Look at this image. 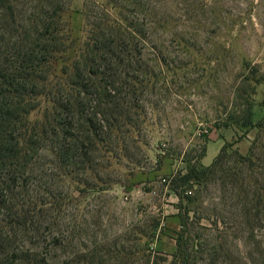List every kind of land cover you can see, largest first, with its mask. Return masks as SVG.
I'll use <instances>...</instances> for the list:
<instances>
[{
	"label": "rangeland",
	"instance_id": "1",
	"mask_svg": "<svg viewBox=\"0 0 264 264\" xmlns=\"http://www.w3.org/2000/svg\"><path fill=\"white\" fill-rule=\"evenodd\" d=\"M68 1L74 45L68 62H54L57 76L84 38L86 9L99 18L107 3ZM139 2L123 14L138 30L130 75L146 77L142 92L128 96L130 138L72 180L44 179L71 202L61 220L64 249L51 263L169 264L181 238L189 264H264V0ZM16 6L29 9L27 0ZM250 106L261 125L246 133L236 122ZM225 143L221 171L184 193L180 211L172 178L199 164L208 144L210 165Z\"/></svg>",
	"mask_w": 264,
	"mask_h": 264
},
{
	"label": "trees",
	"instance_id": "2",
	"mask_svg": "<svg viewBox=\"0 0 264 264\" xmlns=\"http://www.w3.org/2000/svg\"><path fill=\"white\" fill-rule=\"evenodd\" d=\"M106 1L99 18L95 7L86 9L84 38L71 64L57 76L54 62H68L74 45L66 19L70 1L27 0L29 9L24 10L17 0H0V264H54L57 250L64 249L61 220L71 202L53 195L44 179L54 177L53 185L72 180L98 166L109 147L117 149L119 141L130 138L135 108L128 96L142 92L146 77L138 74L140 69L130 75L131 59L140 55L134 36L138 30L123 14L142 4ZM109 7L118 10V19ZM34 113L42 115L34 119ZM253 117L250 106L236 123L249 133L261 125ZM228 147L225 143L209 166L200 162L205 151L199 164L172 178L180 211L184 193L221 171ZM179 217L184 228L185 219ZM190 261L191 252L178 238L169 264Z\"/></svg>",
	"mask_w": 264,
	"mask_h": 264
},
{
	"label": "crops",
	"instance_id": "3",
	"mask_svg": "<svg viewBox=\"0 0 264 264\" xmlns=\"http://www.w3.org/2000/svg\"><path fill=\"white\" fill-rule=\"evenodd\" d=\"M209 144H210V143H209ZM209 144H208V145H209ZM208 145H207V148H206V149H207V150H206V155H205V156L202 158V160H201V161H202L201 163H202L204 166H209V163H206V158H207L206 156H207V152H208ZM220 147H221V145L219 146V148H220ZM222 147H223V146H222ZM222 147H221V148H222ZM220 150H221V149H220ZM219 152H220V151H219ZM218 154H219V153H218ZM218 154H217V155H218ZM176 218L178 219V217H176ZM177 223H178V227H179V226H180V224H179L180 221H178Z\"/></svg>",
	"mask_w": 264,
	"mask_h": 264
}]
</instances>
